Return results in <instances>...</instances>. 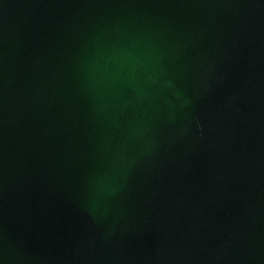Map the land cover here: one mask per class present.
I'll return each instance as SVG.
<instances>
[{
	"label": "water",
	"instance_id": "1",
	"mask_svg": "<svg viewBox=\"0 0 264 264\" xmlns=\"http://www.w3.org/2000/svg\"><path fill=\"white\" fill-rule=\"evenodd\" d=\"M0 264H264V0H0Z\"/></svg>",
	"mask_w": 264,
	"mask_h": 264
}]
</instances>
